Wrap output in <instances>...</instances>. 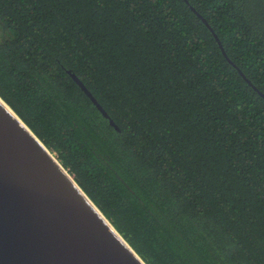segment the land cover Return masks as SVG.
Wrapping results in <instances>:
<instances>
[{"label": "trees", "instance_id": "1", "mask_svg": "<svg viewBox=\"0 0 264 264\" xmlns=\"http://www.w3.org/2000/svg\"><path fill=\"white\" fill-rule=\"evenodd\" d=\"M0 98L145 264H264V0H0Z\"/></svg>", "mask_w": 264, "mask_h": 264}, {"label": "water", "instance_id": "2", "mask_svg": "<svg viewBox=\"0 0 264 264\" xmlns=\"http://www.w3.org/2000/svg\"><path fill=\"white\" fill-rule=\"evenodd\" d=\"M0 264H145L1 98Z\"/></svg>", "mask_w": 264, "mask_h": 264}]
</instances>
